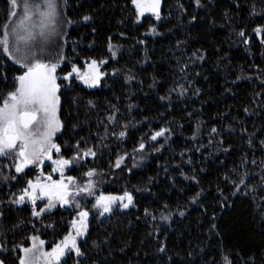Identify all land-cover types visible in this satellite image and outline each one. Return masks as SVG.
<instances>
[{
	"label": "trees",
	"instance_id": "1",
	"mask_svg": "<svg viewBox=\"0 0 264 264\" xmlns=\"http://www.w3.org/2000/svg\"><path fill=\"white\" fill-rule=\"evenodd\" d=\"M56 2L63 27L40 58L62 60L61 76L106 61L96 87L58 81L60 155L77 157L68 174L78 184L95 171V197H133L106 214L87 209L82 255L60 264H264V0H161L160 19L137 17L132 0ZM8 12L0 0V38ZM22 71L0 48V103ZM89 148L95 156L83 155ZM36 176L0 157L5 264H18L33 235L51 248L77 214L36 218L13 203Z\"/></svg>",
	"mask_w": 264,
	"mask_h": 264
},
{
	"label": "snow or ice",
	"instance_id": "2",
	"mask_svg": "<svg viewBox=\"0 0 264 264\" xmlns=\"http://www.w3.org/2000/svg\"><path fill=\"white\" fill-rule=\"evenodd\" d=\"M160 3L161 0H132L137 17L142 16L145 12H151L157 19H160ZM196 3L199 4V0H196ZM8 5L10 19L17 17V9L22 11L14 26L8 23L4 25L0 48L4 55L19 64L23 71L14 77L16 82L14 90L9 91L0 103V156L6 158L12 156L13 166L17 173L23 172L29 165H39L43 164L45 160H51L54 166L53 171H58L61 175L60 180H53L50 175L43 178V173H41L35 181L28 180L27 186L20 190L21 194L16 197L13 203H23L27 198L35 204L38 198L47 197L48 207L54 206V201L69 204L72 197L80 193L93 194L94 184L91 177L95 175V171L89 170L85 173L89 177L88 184L85 187H77L76 192L71 191L75 185L73 177H67V182H65L64 169L77 157L74 156L70 160L60 155L61 146L54 139L56 133L60 132L63 127L58 116L61 104L58 95L61 85L57 82L58 79H61L57 76L59 64L45 62L38 58L39 54L43 53L42 45L39 53L33 51L35 44L26 50H22L20 47L21 42L27 44L29 41H35L37 35L45 38L49 27L53 31L55 30L60 17L59 5L56 0H40V2H36V0H8ZM84 19L88 20L89 17L85 16ZM35 29H39V32H34ZM261 31V28L255 29L257 34H260ZM240 35L243 36L244 33L241 32ZM109 49L111 50V45H109ZM60 59H64V57L61 56ZM103 63L106 61H91L87 65L86 72H81L73 63L71 71H68L62 79L70 81L75 75L84 84L93 87L101 80L103 73L99 70V64ZM165 131V129H161L155 132L151 139L155 141L157 137L164 135ZM124 135V132L120 133L121 137ZM76 147L79 149V142ZM139 147L143 149L145 145L141 143ZM54 154L58 158L53 159ZM83 155L85 157L95 156V152L89 148L83 152ZM122 160L123 157L117 160L116 167L120 166ZM12 179H16V177H12ZM240 183H244L243 178ZM117 202L120 203V207L128 208L133 202V197L128 191H124L123 195L119 196L101 194L96 197L93 207L100 209L103 214L110 212L112 206ZM43 211L44 209L40 210V212ZM40 212L34 209L32 214L39 216ZM77 215L78 219L74 218L71 221L67 234L62 240L54 243L50 251L45 249V241L35 235L30 237V247L18 246L22 253L17 256L18 264H60L61 257L68 250L74 251L77 256L82 255L77 246V238L83 236L87 231L86 222L89 213L79 211ZM224 261L225 264H230L227 257L224 258ZM0 264H5V262L0 260Z\"/></svg>",
	"mask_w": 264,
	"mask_h": 264
},
{
	"label": "rangeland",
	"instance_id": "3",
	"mask_svg": "<svg viewBox=\"0 0 264 264\" xmlns=\"http://www.w3.org/2000/svg\"><path fill=\"white\" fill-rule=\"evenodd\" d=\"M36 2H40V0H36ZM57 3V2H56ZM135 8V6H134ZM136 10V8H135ZM22 10L21 9H17V17L15 18H11V21H10V24L11 25H15V23L17 22V20L19 19V14ZM145 15H153L151 12H145L142 16H145ZM141 17V16H139ZM62 27H63V23L60 21V17H59V20L55 26V30L53 31L51 27H49V29L47 30L46 32V37L45 38H41L39 35L36 36V39L35 41H29L27 44H25L24 42H21L20 44V47L22 50H26L28 47H32L34 44H35V47H33V51H37L38 53L40 52V46L42 45L43 46V53L42 54H39L38 58H40L41 55L43 54H46L48 55L46 52H47V48H51L55 45V42L57 41L58 37H59V34H60V31L62 30ZM34 32L38 33L39 32V29H35ZM23 34V33H22ZM7 57V56H6ZM8 58V57H7ZM9 59V58H8ZM41 59V58H40ZM11 60L13 63H15L12 59H9ZM46 62V61H45ZM55 63H58L59 64V67L62 65V60H59L58 62H55ZM16 64V63H15ZM19 65V64H17ZM58 67V68H59ZM57 68V69H58ZM88 69H87V66L85 67V70L83 72H86ZM58 77H60L62 79L63 76L61 75H58ZM75 77V75H74ZM76 78V77H75ZM77 79V78H76ZM60 79H58L59 81ZM79 80V79H78ZM57 81V82H58ZM98 85V84H97ZM97 85L93 86V87H96ZM60 132L56 133V137L57 135H59ZM55 137V138H56ZM54 138V139H55ZM2 157V156H0ZM11 158L13 159V157L11 156ZM58 158L55 154L53 155V159H56ZM45 166H49L50 169H47L46 171L44 170V167ZM31 167H34V169H36L37 171V176L41 175V173H43V178H46L48 177L49 175L52 177L53 180H60L61 179V175L60 173L57 171V172H54L53 171V164L51 162V160H45L43 162V164H39V165H29L28 167H26L24 169V171H26L28 168H31ZM14 170H15V167H14ZM70 170V165L68 167H66L64 169V180L65 182H67V177H69L70 175L68 174ZM23 171V172H24ZM16 172V171H15ZM17 173V172H16ZM22 173V172H21ZM36 176V177H37ZM72 177V176H71ZM36 179V178H35ZM35 179L33 181H35ZM74 181H75V185L71 188V191L72 192H76V189L77 187H85L87 184H88V181L89 179H87L84 183L82 184H78L76 179L73 177ZM46 182V181H45ZM92 193H93V190H92ZM95 199L96 197L94 196V193L92 195H88L86 193H80L79 195H76L74 197H72L71 199V202L69 204H61L59 201H54V206L52 207H48V204H49V201H48V198L47 197H43V198H38L36 201H35V204H33L32 201L28 200L27 198L25 199V201L23 203H20V204H17V206H23V205H28L30 206L31 210H32V213H33V210L35 209V211L37 212H40L41 209H44L43 212H40V215L39 216H34L36 218H40L46 214H49L53 211H55L56 209L60 208V209H66V210H75L78 214L79 211H87L89 213V209H93L95 207H93V205L95 204ZM88 201H91L92 204H89L87 205L86 203ZM77 205H79V207H77ZM120 206V203L117 202L116 204H114L112 206V209L115 208V207H118ZM88 209V210H87ZM98 209V208H97ZM98 211L101 213V210L98 209ZM108 213V212H106ZM106 213H103V214H106ZM76 214V216L74 218H77L78 219V215ZM88 223V218H87V222ZM86 233V232H85ZM85 235V234H84ZM83 235V236H84ZM78 237L77 238V243L80 241V239H82V237ZM59 242V241H58ZM31 246V240H30V245L29 247ZM45 249L46 250H51V248H47V245L45 243ZM69 252H74L72 250H68L66 251V254L61 257V260L67 255V253ZM75 253V252H74ZM22 255V253H21ZM60 260V261H61Z\"/></svg>",
	"mask_w": 264,
	"mask_h": 264
}]
</instances>
